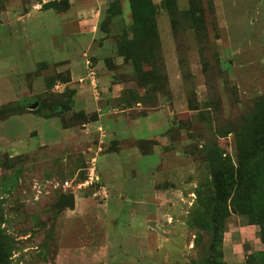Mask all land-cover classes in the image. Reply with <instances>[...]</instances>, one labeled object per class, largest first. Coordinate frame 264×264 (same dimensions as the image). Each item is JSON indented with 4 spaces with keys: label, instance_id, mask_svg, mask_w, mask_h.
<instances>
[{
    "label": "rangeland",
    "instance_id": "rangeland-1",
    "mask_svg": "<svg viewBox=\"0 0 264 264\" xmlns=\"http://www.w3.org/2000/svg\"><path fill=\"white\" fill-rule=\"evenodd\" d=\"M249 224L264 0H0V264H264Z\"/></svg>",
    "mask_w": 264,
    "mask_h": 264
},
{
    "label": "crops",
    "instance_id": "crops-1",
    "mask_svg": "<svg viewBox=\"0 0 264 264\" xmlns=\"http://www.w3.org/2000/svg\"><path fill=\"white\" fill-rule=\"evenodd\" d=\"M240 228H241L240 231H243L242 228L243 229L245 228L246 232L249 235V238L252 239V243L251 244L253 245V249L250 250L249 253L257 251V250H263L264 249V244L262 243L260 237L257 236V232L259 231V226L258 225L249 224V225H246V226H242ZM230 241H232V243H233L232 248H233L234 252L237 251V249L239 250V246H240L239 240L237 241L236 237H234L232 235V238H230ZM235 241L238 242V243H236ZM224 256L226 257V260L229 261L228 264H237V263H235L236 261H243L244 262V258H243V256L241 255L240 252L238 253V255H230V256H228V254L225 251Z\"/></svg>",
    "mask_w": 264,
    "mask_h": 264
},
{
    "label": "water",
    "instance_id": "water-1",
    "mask_svg": "<svg viewBox=\"0 0 264 264\" xmlns=\"http://www.w3.org/2000/svg\"><path fill=\"white\" fill-rule=\"evenodd\" d=\"M37 103L33 105L36 107ZM76 206V194L73 191L65 192L60 195L59 201L56 203V208L61 209L63 207L75 208Z\"/></svg>",
    "mask_w": 264,
    "mask_h": 264
},
{
    "label": "trees",
    "instance_id": "trees-1",
    "mask_svg": "<svg viewBox=\"0 0 264 264\" xmlns=\"http://www.w3.org/2000/svg\"><path fill=\"white\" fill-rule=\"evenodd\" d=\"M261 241L264 244V237L261 238ZM251 254H252V256H254V255H262L263 256L264 255V249L263 250H257V251L251 252Z\"/></svg>",
    "mask_w": 264,
    "mask_h": 264
},
{
    "label": "built area",
    "instance_id": "built-area-1",
    "mask_svg": "<svg viewBox=\"0 0 264 264\" xmlns=\"http://www.w3.org/2000/svg\"><path fill=\"white\" fill-rule=\"evenodd\" d=\"M65 183H66V185H69V183H70V182H69V180H66V182H65Z\"/></svg>",
    "mask_w": 264,
    "mask_h": 264
}]
</instances>
